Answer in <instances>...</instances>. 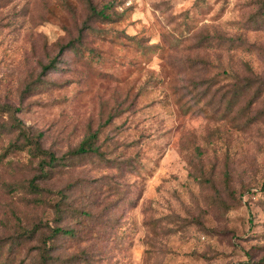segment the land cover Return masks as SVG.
<instances>
[{
    "label": "rangeland",
    "instance_id": "374dc122",
    "mask_svg": "<svg viewBox=\"0 0 264 264\" xmlns=\"http://www.w3.org/2000/svg\"><path fill=\"white\" fill-rule=\"evenodd\" d=\"M91 1L0 0V264H264V0Z\"/></svg>",
    "mask_w": 264,
    "mask_h": 264
},
{
    "label": "trees",
    "instance_id": "16d2710c",
    "mask_svg": "<svg viewBox=\"0 0 264 264\" xmlns=\"http://www.w3.org/2000/svg\"><path fill=\"white\" fill-rule=\"evenodd\" d=\"M90 4L92 7V12L94 14H97L101 17H108L107 13L104 10H98L97 7L92 3V1L90 0ZM68 44L72 45L74 43L69 42ZM67 44V45H68ZM66 45V46H67ZM63 50V48L60 50V52ZM55 59L56 57L48 64L44 65V69L43 72H46L49 68H51L54 64H55ZM7 106H9V108L11 109V105L7 104ZM16 109V108H15ZM13 109V111L15 110ZM12 110V109H11ZM17 122H18V126L21 127V134H25L27 137L22 140L20 139V137L17 138L16 141L11 142L6 150L2 153V156L5 155L7 152L16 150V149H22L24 147L30 148V150L33 153H37V152H42V153H48L49 154V158L48 159H42L40 164H41V168L42 170L45 172V164H49V165H56L58 162H60V160H64L66 158V155L64 156H58L56 155V153L54 151L48 150V149H44L42 147L41 144V136L43 135V131H38L36 133H31L30 132V128H26L22 123V120L20 118H16ZM98 132L99 130H95L93 132H90L82 141L81 143L75 148L73 149V152L76 154H82V153H88V152H92V151H98L99 147L96 144V139L98 137ZM21 140V141H20ZM47 173V171H46ZM32 186L35 190H38L40 188L39 184L35 183V181H32ZM35 231V228L33 229H29L26 230V233L28 236H31V234H33V232ZM53 232L54 234L60 233V232H64V233H72V229L70 228H63L61 226H56L53 228ZM47 254H45L43 252L42 254V261L41 264H49L48 263V259H47ZM245 262H242V264H244Z\"/></svg>",
    "mask_w": 264,
    "mask_h": 264
}]
</instances>
